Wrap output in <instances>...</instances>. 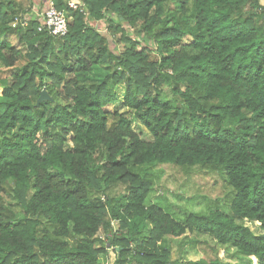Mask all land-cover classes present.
<instances>
[{
	"label": "trees",
	"instance_id": "obj_1",
	"mask_svg": "<svg viewBox=\"0 0 264 264\" xmlns=\"http://www.w3.org/2000/svg\"><path fill=\"white\" fill-rule=\"evenodd\" d=\"M52 1L65 37L0 0V264H264L261 0ZM164 168L225 177L230 211L176 217ZM192 235L210 260L176 258Z\"/></svg>",
	"mask_w": 264,
	"mask_h": 264
},
{
	"label": "rangeland",
	"instance_id": "obj_2",
	"mask_svg": "<svg viewBox=\"0 0 264 264\" xmlns=\"http://www.w3.org/2000/svg\"><path fill=\"white\" fill-rule=\"evenodd\" d=\"M20 1V0H19ZM25 2V7L29 6L33 8L34 2L30 3L31 0H21ZM37 1V0H36ZM43 1V0H39ZM75 1V0H74ZM37 1V5L40 4ZM261 3L264 5V0H261ZM44 7V6H43ZM32 10L41 11L40 8L37 6ZM132 36L134 37L133 33ZM136 39V38H135ZM138 41V39H136ZM128 48L125 45L121 46V50H125ZM101 74V75H100ZM103 74L98 71L97 68L91 74V77L102 78ZM121 87V86H120ZM122 92H124V87L120 88ZM122 106V102L119 104ZM124 114L132 118L133 112L129 109H123ZM133 128L140 132L142 131L147 139L151 138V135L147 132L145 128L141 126L139 122L133 123ZM71 146V144H69ZM164 171H160L157 175H160L161 178L153 179L154 185L153 189L154 192L157 191L158 187L162 189L163 194H158L156 201L161 202L162 204L166 205L172 213L176 215V217L184 218V216L188 213L198 212V213H205L209 211V208L213 209H221L223 212H229L230 207L228 205V201H230L234 196V191L224 181V178L218 175H201L195 178L189 177L186 175L184 171H180V173H176L171 168H164ZM156 175V176H157ZM159 177V176H158ZM159 181V182H158ZM160 183V184H159ZM184 194L187 198H181L180 194ZM181 201H180V200ZM215 202V204L213 203ZM212 204H211V203ZM211 211V210H210ZM200 240L204 241L203 237L195 238L194 235L189 236L187 239L180 240L179 243L174 245L176 249V258L179 256V251H185L183 255V260H198L199 258H203L208 260L211 255H213L211 247L204 242L196 244L194 242ZM181 248V249H180ZM216 251L219 253L223 260L229 261L232 264H246L249 260L240 259L238 253L235 249H227L218 246L215 248ZM188 253H187V252ZM216 254V253H215ZM210 260V259H209ZM115 261V260H114Z\"/></svg>",
	"mask_w": 264,
	"mask_h": 264
},
{
	"label": "built area",
	"instance_id": "obj_3",
	"mask_svg": "<svg viewBox=\"0 0 264 264\" xmlns=\"http://www.w3.org/2000/svg\"><path fill=\"white\" fill-rule=\"evenodd\" d=\"M34 6L32 9H34L36 6L37 8H40L41 11L38 10H32V14H35L37 18L40 21V26L38 27L39 32H48L51 36L54 37H65L69 33V18L64 10H59L52 0H45V2L40 1L37 5V2H34ZM69 7L78 10L81 9V11L84 13V15H87L85 10L83 9L84 5L79 3L77 0H70L69 1ZM44 6V7H43ZM30 8V7H29ZM28 9V8H26ZM30 22V16L26 15V18L22 19V26L27 27ZM18 24H20V19L17 18L12 25L13 27H16ZM105 239L104 237H102ZM112 262L109 264H113L114 260L117 257V254L112 251Z\"/></svg>",
	"mask_w": 264,
	"mask_h": 264
},
{
	"label": "water",
	"instance_id": "obj_4",
	"mask_svg": "<svg viewBox=\"0 0 264 264\" xmlns=\"http://www.w3.org/2000/svg\"><path fill=\"white\" fill-rule=\"evenodd\" d=\"M48 99H49V96H48L47 92L46 91H43L41 93V96H40L38 102L40 103V102H43V101L48 100Z\"/></svg>",
	"mask_w": 264,
	"mask_h": 264
},
{
	"label": "crops",
	"instance_id": "obj_5",
	"mask_svg": "<svg viewBox=\"0 0 264 264\" xmlns=\"http://www.w3.org/2000/svg\"><path fill=\"white\" fill-rule=\"evenodd\" d=\"M38 2H39V0H37ZM36 0H33V2H37ZM43 2H45V0H43ZM25 8H29V6L28 7H25ZM34 16H35V14H34Z\"/></svg>",
	"mask_w": 264,
	"mask_h": 264
}]
</instances>
